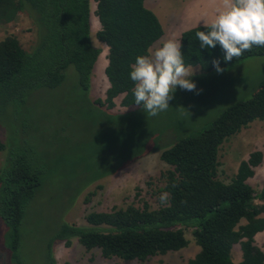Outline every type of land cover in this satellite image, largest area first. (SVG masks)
<instances>
[{"label": "trees", "instance_id": "1", "mask_svg": "<svg viewBox=\"0 0 264 264\" xmlns=\"http://www.w3.org/2000/svg\"><path fill=\"white\" fill-rule=\"evenodd\" d=\"M95 2L100 24L95 37L107 46L109 86L105 98L91 100L90 75L101 49L91 39L90 0H0V21L10 22L25 11L35 31L28 49L11 34L0 41V116L8 124L0 122L7 130L5 140L0 139V152L5 150L0 168V252L5 248L10 263L20 264L22 235L33 223L29 206L52 177L61 180L56 198H65L59 205L64 209L65 201H73L93 181L162 149L160 158L169 168L161 173L155 207L144 201L88 212L85 225L62 221L48 242L46 264H56L52 242L68 246L72 238L86 249L100 248L105 258L141 263L186 246V231L199 251L185 264H264V251L254 243V235L264 230V202L255 201L264 199V189L257 192L248 182L262 162V152L255 150L241 160L228 181L218 176L222 143L252 121H264V80L233 99L204 129L168 143L162 131L151 129L155 117L149 119L135 103L130 79L136 57L148 55L161 37L160 23L144 0ZM197 31L206 29L193 27L179 39L185 67L198 64L212 75L217 73L214 61L224 70L247 57L264 55V47L253 46L225 61L218 43L201 47ZM70 67L77 73L78 87L68 95L62 86ZM179 95L174 92L173 98ZM118 96L125 109L112 111ZM131 106L135 108L128 109ZM237 243L240 259L235 261L232 248Z\"/></svg>", "mask_w": 264, "mask_h": 264}, {"label": "rangeland", "instance_id": "2", "mask_svg": "<svg viewBox=\"0 0 264 264\" xmlns=\"http://www.w3.org/2000/svg\"><path fill=\"white\" fill-rule=\"evenodd\" d=\"M158 1L161 4L163 2V0ZM151 2L156 4L157 0H151ZM165 2H170L171 8L174 10H180L181 5L184 4L182 0H165ZM95 5V0H90L91 27H94V22L97 20L94 15ZM90 31L94 46L101 49L90 75V86L87 93L88 97L94 100L105 98V92L109 86L105 76L107 46L96 39L93 30L90 29ZM34 33L32 19L25 11L17 13L10 22L0 21V41L11 34L18 39L24 48L28 49L31 43L35 41ZM161 43L154 42L152 49ZM69 69L62 90L71 95L74 88L78 87V76L73 67ZM190 71L194 73L196 70ZM188 79L195 83V90L188 91L177 86L176 88L180 89H175L177 91L174 92L180 95L169 101L170 106L166 111L157 116L147 115L149 119L155 117L151 122L153 124L151 129L162 131L166 135L164 137L168 143L173 142L177 137H186L204 129L233 99L239 95H246L263 81L264 55L247 57L223 71L214 72L212 75L204 72L195 73ZM114 100L116 104L111 108L112 111L117 112L125 109V107L120 106V96ZM132 108L135 107L131 106L128 109ZM0 122L3 123L1 116ZM1 123L0 139L5 140L7 130L3 124L7 126L8 124ZM148 125L147 132L150 128V124ZM255 150H260L264 154V121L260 120L252 121L248 127L241 129L240 132L222 143L219 149L221 162L218 169L219 178L228 181L233 170L236 171L239 162ZM161 152L162 149L151 151L134 159L116 173L108 174L93 181L73 201L69 203L65 201L64 209L62 206L59 208V205L65 198H56L62 189L61 180L58 181V177H52L36 193L31 202L32 206H29L31 207L29 212L34 214L33 223L27 233L22 235L19 245L20 264H46L49 252L48 242L51 240L52 234L59 229L62 221L85 225L84 216L88 212L109 211L113 208H124L129 204L139 206L144 201L155 207L158 198H160V188L163 185L161 173L169 168V165L160 158ZM4 153L5 150L0 152V168L4 162ZM249 181L257 192L264 189V169H258ZM255 201L259 203L258 199ZM3 232L4 230L0 228V236ZM185 235L189 240L185 247L150 257L141 263L136 259L105 258L102 256L100 248L86 249L76 238H72L68 246L64 242H52L50 250H52L56 264L64 262H71L72 264H185L197 253V246L193 242L194 239L192 240L191 232L186 231ZM261 235L264 233H261L255 242L264 251V236L261 237ZM261 238L263 239L261 240ZM239 247L237 243L232 248L234 259H238L240 255ZM7 257L4 248L3 252H0V264H11Z\"/></svg>", "mask_w": 264, "mask_h": 264}, {"label": "clouds", "instance_id": "3", "mask_svg": "<svg viewBox=\"0 0 264 264\" xmlns=\"http://www.w3.org/2000/svg\"><path fill=\"white\" fill-rule=\"evenodd\" d=\"M206 31H197L201 47H215L224 51V60L240 57L253 46L264 47V0H221L220 7L210 21H204ZM217 71L219 61H214ZM134 101L144 112L157 116L166 111L177 86L193 91L195 83L188 79L192 72L185 67L179 39H168L138 55L130 66ZM220 149V148H219ZM162 194L161 200L165 199Z\"/></svg>", "mask_w": 264, "mask_h": 264}, {"label": "crops", "instance_id": "4", "mask_svg": "<svg viewBox=\"0 0 264 264\" xmlns=\"http://www.w3.org/2000/svg\"><path fill=\"white\" fill-rule=\"evenodd\" d=\"M182 2H184V4L181 5L180 10H174L173 8H171V3L165 2V0H163L162 4L158 0H157L156 4H153L151 2V0H144L145 8L150 10L155 15V17L157 18L158 22L160 23L162 31H163L161 37L155 42H163V41L168 40V39H180L181 34L184 31L189 30V29L196 27V26H203L204 21H210L214 17L217 9L220 7L221 0H182ZM93 17H95V16H93ZM96 19H97V17H96ZM89 22H90V20H89ZM90 29L93 30L95 33L100 29V24L98 22V19L94 22V27H91V24H90ZM90 33H91V31H90ZM100 42H102V41H100ZM152 47H153V45L150 47V49H152ZM186 68H188L189 71L192 69L196 70L194 73H192V75L195 73L204 72L201 69L200 65H198V64L197 65H189V66H186ZM249 154H248V156H249ZM263 161H264V154H263L262 162L254 168L255 173L258 169H264V162ZM249 179H248V182L251 184ZM261 180H262V178H261ZM258 201L259 202L261 201L263 203L264 199L258 200ZM261 233H264V230L260 231L254 235V243L255 244H256L255 240L257 239V237ZM262 236H264V235H261V237ZM262 239L263 238H261V240ZM192 240H193V238H192ZM193 242L195 243L194 240H193ZM188 243H189V240H188ZM195 245L197 246L196 250L198 252L199 246L196 243H195ZM169 252H173V251H169ZM169 252H167V253H169ZM239 252H240V247H239ZM159 255H163V254H159ZM194 256H192V257H194ZM112 258H117V257H112ZM239 259H240V255H239L238 259H234V260L238 261Z\"/></svg>", "mask_w": 264, "mask_h": 264}]
</instances>
